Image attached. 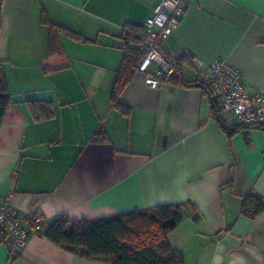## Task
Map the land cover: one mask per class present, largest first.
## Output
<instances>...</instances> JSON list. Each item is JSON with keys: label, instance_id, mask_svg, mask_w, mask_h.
<instances>
[{"label": "crops", "instance_id": "1", "mask_svg": "<svg viewBox=\"0 0 264 264\" xmlns=\"http://www.w3.org/2000/svg\"><path fill=\"white\" fill-rule=\"evenodd\" d=\"M183 1L161 50L187 49L205 62L221 56L246 90L264 89V0ZM156 2L0 0L11 97L0 123V200L24 214L39 210L44 223L180 204L181 222L167 239L184 264H264V210L242 214L245 196L264 200V128L248 124L228 137L185 60L156 88L135 69L118 96L122 107L110 101L124 33L143 26ZM43 16L86 40L57 31L61 51L48 55ZM97 129L106 139L93 141ZM9 250L0 231V264H111L37 232L17 257Z\"/></svg>", "mask_w": 264, "mask_h": 264}, {"label": "trees", "instance_id": "2", "mask_svg": "<svg viewBox=\"0 0 264 264\" xmlns=\"http://www.w3.org/2000/svg\"><path fill=\"white\" fill-rule=\"evenodd\" d=\"M42 19L48 25V55H55L61 51L57 31H63L77 40H86L78 32L51 23L44 16ZM142 29L143 26L129 27L124 33V56L117 70L110 97L115 107H122L118 102V96L133 76L140 61L141 52L136 44ZM3 63L4 59H0V123L11 100L5 84ZM173 76L169 81L173 79ZM197 84L202 86L208 94L210 116L219 122L228 137H231L240 127H244L238 123L226 125L207 87L200 80L195 83ZM259 126L264 128V125ZM104 139H106L104 132L97 129L93 141ZM262 210H264V200L260 196L251 193L243 198L242 214L246 217L253 218ZM180 212V204L165 203L97 219L72 220L60 215L49 223H44L43 220L42 228L37 233L71 253L86 258L106 260L111 264H184L183 255L171 246L167 239L168 233L181 222ZM0 231L2 236L5 235L1 227Z\"/></svg>", "mask_w": 264, "mask_h": 264}, {"label": "built area", "instance_id": "3", "mask_svg": "<svg viewBox=\"0 0 264 264\" xmlns=\"http://www.w3.org/2000/svg\"><path fill=\"white\" fill-rule=\"evenodd\" d=\"M184 11L183 0H157L143 23L137 44L141 59L136 71L144 75L148 86L156 88L169 82L183 60L188 61L220 113L228 112L241 125H264V89L246 90L240 70L225 58L205 62L187 49L172 54L161 50V43L177 28ZM43 220L39 210L24 214L0 200V227L10 243V258L17 257L30 235L41 230Z\"/></svg>", "mask_w": 264, "mask_h": 264}]
</instances>
